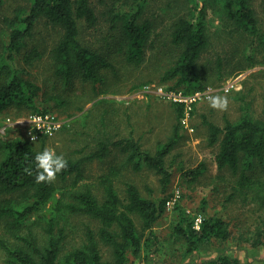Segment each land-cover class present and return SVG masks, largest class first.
I'll return each mask as SVG.
<instances>
[{"label": "trees", "instance_id": "trees-1", "mask_svg": "<svg viewBox=\"0 0 264 264\" xmlns=\"http://www.w3.org/2000/svg\"><path fill=\"white\" fill-rule=\"evenodd\" d=\"M148 1L131 0L129 4V0H124L121 6H113L108 11L110 25L103 37L104 44L93 50L81 40L84 28L97 29L101 24L92 0H30L25 17L13 23L19 22V26L10 31L9 42L0 44V113L15 107L26 108L27 115L53 114L38 107L43 89L30 79L27 71L45 56L58 81L68 85L79 80L90 84L96 94L99 93L97 86L105 82L103 71L114 68L109 61L112 49L122 53L127 63L140 65L156 33L153 23L144 19ZM251 1L223 0L222 11L235 32L252 41L244 53L249 66L264 65V31ZM4 3L5 0H0V13ZM42 21L53 31L48 49L34 44V41L45 42L43 35L40 40L35 38ZM206 21L207 6L204 3L196 7L191 16L180 18L172 25L171 43L177 48L178 56L161 78V83H172L168 90L185 94L204 90L199 62L211 44ZM255 50L263 55L258 62L254 58ZM217 67L221 71L222 63L218 62ZM242 100L237 121L227 120L225 126L219 127L206 120L208 144L218 145L214 156L217 169L228 170L237 177L235 192L251 198L264 216V98L259 117L252 113L250 103ZM60 101L58 106L67 104ZM173 106L177 113L173 134L166 143H160L154 153L144 150L132 136L112 142L98 141L91 153L78 159H66L67 167L50 183L35 182L34 156L43 147L38 151L29 140L5 141L0 138V224L4 235L10 238L6 240L0 235V248L4 253L2 264H129L130 256L138 258L144 249L151 251L159 243L154 229L170 202L167 191L172 172L166 159L182 138L184 105L173 103ZM45 138L48 137L42 139ZM113 147L126 155V162L134 172L147 168L159 177L161 198L142 196L132 183L125 185L126 196L122 198L114 184L118 176L115 168L100 176L102 199L89 185L81 183L86 164L103 161L110 156ZM205 169V164L201 163L184 172V178L192 185ZM70 178H73L70 187L56 183L58 180L64 184ZM206 208L207 201L203 200L199 208L202 216L199 229L195 228L197 217H190L183 209L179 211L173 234L183 239L188 255L209 251L216 242L264 246V217H260L256 228L239 226L235 231L224 218L209 215ZM72 216L88 217L96 227L87 226L82 244L65 252L66 223ZM37 226L42 228L45 236L41 241L33 232ZM101 246L108 249L110 259L104 258ZM200 264H240V261L220 255Z\"/></svg>", "mask_w": 264, "mask_h": 264}, {"label": "rangeland", "instance_id": "rangeland-1", "mask_svg": "<svg viewBox=\"0 0 264 264\" xmlns=\"http://www.w3.org/2000/svg\"><path fill=\"white\" fill-rule=\"evenodd\" d=\"M98 13L100 26L97 29L84 28L81 40L84 45L93 50L102 47L103 37L109 28L108 11L113 6H121L124 0H92ZM116 3V4H114ZM131 4V0L128 2ZM207 6V27L211 44L202 55L199 62L204 90L215 89L214 95L228 97V105L224 110L213 109L209 101L195 105L190 125L194 132L190 133L182 126V138L166 159L167 167L172 172L171 184L167 194L170 203L167 211L160 219L154 232L159 243L151 251L144 249L138 258L130 256L129 264H200L201 262L220 255L237 258L240 264H264V246H238L237 242H216L209 251L196 252L188 255L183 239L173 234L179 219V211L183 209L190 217L202 218L200 205L207 201L206 211L209 215L217 214L231 224L233 230L239 226L252 227L263 219L258 205L251 198L235 192L237 177L230 171H219L214 163L218 145L208 144L209 129L206 120L219 127L225 126L227 120L237 121L241 115L243 100L250 103L252 113L261 115L264 98V65L245 60L244 53L252 42L247 37H240L233 25L223 14V0H149L144 13V19L151 21L155 27L153 43L148 47L144 61L136 66L129 64L125 56L116 48L109 61L113 69L103 71L105 82L97 87L99 93L93 92L90 84L75 80L66 85L57 80L48 64L47 56L36 63L28 71L30 79L43 90L37 105L57 114L62 122V128L53 137L31 141L36 150L45 147L53 148L57 154H63L65 159H78L91 153L98 141H115L125 137H134L143 149L154 153L160 143H166L172 136L177 113L173 102L157 93L159 87L168 90L171 82L161 83V78L178 56L177 48L171 43L172 25L180 18L191 16L196 7ZM252 7L264 31V0H252ZM30 0H5L0 13V44L9 42V33L19 26V19L25 17L29 10ZM36 39L44 36L45 42L34 41L40 48L48 49L51 45L53 31L40 22ZM32 44V43H31ZM257 47V43L255 42ZM255 47V48H256ZM258 49V48H257ZM263 55L255 50L254 58L258 62ZM218 62L222 63L221 71ZM22 67L24 63L21 61ZM135 86H139L135 89ZM229 87V91L225 88ZM203 91V90H201ZM98 92V91H97ZM54 97V98H49ZM49 98V100H48ZM60 100L67 102L65 106ZM26 108L23 110L12 107L0 113V123L11 119L13 126L0 133L5 141L17 138L30 141L27 128L18 123L26 119ZM201 163L206 166L199 180L190 185L184 178V172L196 168ZM112 168L118 170L114 180L120 196L125 198V185L134 184L146 198L162 197L159 177L147 168L134 172L126 162V155L113 147L109 157L103 161L86 164L84 179L81 183L89 185L94 193L102 199L103 192L99 185L100 176L106 175ZM73 178L58 186L70 187ZM35 220V216L30 220ZM140 226L139 221H137ZM87 226L96 227V223L88 217L72 216L66 223L67 238L64 241V251H69L82 244ZM236 231V230H235ZM33 232L41 241L45 238L41 227H34ZM0 235L6 240L2 224ZM10 241V240H9ZM12 241V240H11ZM102 247L105 259L111 254ZM4 262V253L0 248V264Z\"/></svg>", "mask_w": 264, "mask_h": 264}, {"label": "built area", "instance_id": "built-area-1", "mask_svg": "<svg viewBox=\"0 0 264 264\" xmlns=\"http://www.w3.org/2000/svg\"><path fill=\"white\" fill-rule=\"evenodd\" d=\"M229 87L225 88V91H229ZM157 93L163 98L178 104L184 105V117L182 118V126L186 128L190 133L194 132L193 127L190 125V119L196 104L207 101V97L214 95L215 89L208 87L203 91H196L192 94H185L183 91H172L165 90L162 87L157 89ZM15 124L11 119H7L5 122L0 123V133H4L6 128H9ZM20 126L27 128L30 135V141L32 137L35 136V140L40 137H53L62 128L63 122L55 114L45 113V114H31L24 120L19 121ZM170 202H168L169 204ZM202 218L197 217L195 221V228L199 229Z\"/></svg>", "mask_w": 264, "mask_h": 264}, {"label": "clouds", "instance_id": "clouds-1", "mask_svg": "<svg viewBox=\"0 0 264 264\" xmlns=\"http://www.w3.org/2000/svg\"><path fill=\"white\" fill-rule=\"evenodd\" d=\"M210 107L213 109L224 110L228 105V97L221 95H210L207 97ZM35 136L32 137L34 141ZM35 162V182L36 183H50L53 181L58 173L65 169L68 161L63 154H57L55 149L45 147L34 156ZM29 172L31 170H28Z\"/></svg>", "mask_w": 264, "mask_h": 264}]
</instances>
